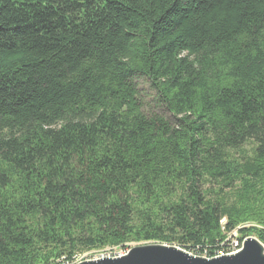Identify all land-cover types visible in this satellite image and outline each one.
I'll return each instance as SVG.
<instances>
[{
    "label": "trees",
    "instance_id": "obj_1",
    "mask_svg": "<svg viewBox=\"0 0 264 264\" xmlns=\"http://www.w3.org/2000/svg\"><path fill=\"white\" fill-rule=\"evenodd\" d=\"M235 231L264 243V0H0V264Z\"/></svg>",
    "mask_w": 264,
    "mask_h": 264
},
{
    "label": "water",
    "instance_id": "obj_2",
    "mask_svg": "<svg viewBox=\"0 0 264 264\" xmlns=\"http://www.w3.org/2000/svg\"><path fill=\"white\" fill-rule=\"evenodd\" d=\"M74 264H264V243L249 236L243 239L237 252L209 258L177 245L151 242L131 247L119 256L87 259Z\"/></svg>",
    "mask_w": 264,
    "mask_h": 264
},
{
    "label": "rangeland",
    "instance_id": "obj_3",
    "mask_svg": "<svg viewBox=\"0 0 264 264\" xmlns=\"http://www.w3.org/2000/svg\"><path fill=\"white\" fill-rule=\"evenodd\" d=\"M140 88H142V93L144 95V97H143L144 98V106L146 107V109L149 111H158L159 109H158V107H156V103L152 98V92L149 89V86L147 84H145V82H142ZM249 226L250 225H248V227ZM240 234L241 233H239V236H240ZM249 236H253V237L258 238L255 234L246 235V237H249ZM241 237H242V235H241ZM246 237H243V238H246ZM241 240H243V239H241ZM142 244H144V243L130 242L128 245L129 247H127V249L106 247V248H101V249L90 250V251H87L85 253H81V254L76 255L73 263H71V264L78 263L80 261L87 260V259H95V258L104 257V255H105V257L119 256V255L125 254L128 251V249H130L131 247H134L137 245H142Z\"/></svg>",
    "mask_w": 264,
    "mask_h": 264
},
{
    "label": "bare ground",
    "instance_id": "obj_4",
    "mask_svg": "<svg viewBox=\"0 0 264 264\" xmlns=\"http://www.w3.org/2000/svg\"><path fill=\"white\" fill-rule=\"evenodd\" d=\"M242 244H243V240L241 239L235 241L233 244H231L230 251L229 250H227V252L219 251V255L237 252L242 247ZM202 256L210 258V257H214V254L210 256L207 253H204Z\"/></svg>",
    "mask_w": 264,
    "mask_h": 264
},
{
    "label": "built area",
    "instance_id": "obj_5",
    "mask_svg": "<svg viewBox=\"0 0 264 264\" xmlns=\"http://www.w3.org/2000/svg\"><path fill=\"white\" fill-rule=\"evenodd\" d=\"M240 239H244V238H242L241 236H239V231H235L233 234H232V236H230V238H228V243H226L225 245H227L228 247L226 248V250H229L230 251V246H231V244H233L235 241H238V240H240ZM222 246H224V243H223V245ZM214 256H219V251H216L215 253H214ZM104 257H105V255H104Z\"/></svg>",
    "mask_w": 264,
    "mask_h": 264
}]
</instances>
